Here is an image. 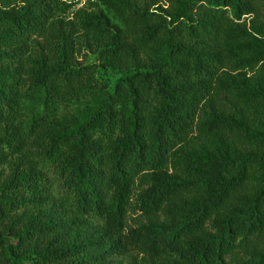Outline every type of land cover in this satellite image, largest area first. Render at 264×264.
<instances>
[{
    "label": "trees",
    "instance_id": "16d2710c",
    "mask_svg": "<svg viewBox=\"0 0 264 264\" xmlns=\"http://www.w3.org/2000/svg\"><path fill=\"white\" fill-rule=\"evenodd\" d=\"M82 1L0 0V264H264V0Z\"/></svg>",
    "mask_w": 264,
    "mask_h": 264
},
{
    "label": "rangeland",
    "instance_id": "374dc122",
    "mask_svg": "<svg viewBox=\"0 0 264 264\" xmlns=\"http://www.w3.org/2000/svg\"><path fill=\"white\" fill-rule=\"evenodd\" d=\"M84 3H85V0L82 1V4L81 5H83ZM89 59H90L91 62H93L95 60L94 57H92V56H90Z\"/></svg>",
    "mask_w": 264,
    "mask_h": 264
}]
</instances>
